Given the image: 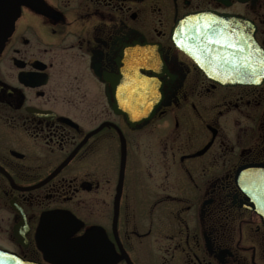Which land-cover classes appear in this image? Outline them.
I'll return each instance as SVG.
<instances>
[{"label":"flooded vegetation","instance_id":"obj_1","mask_svg":"<svg viewBox=\"0 0 264 264\" xmlns=\"http://www.w3.org/2000/svg\"><path fill=\"white\" fill-rule=\"evenodd\" d=\"M14 7L0 40V264H95L97 236L107 264H264V189L240 179L264 169V78L214 81L172 38L203 13L238 37L248 27L264 53V0ZM152 106L132 123L118 110ZM57 210L89 239L66 235Z\"/></svg>","mask_w":264,"mask_h":264},{"label":"water","instance_id":"obj_2","mask_svg":"<svg viewBox=\"0 0 264 264\" xmlns=\"http://www.w3.org/2000/svg\"><path fill=\"white\" fill-rule=\"evenodd\" d=\"M33 5L35 0H0V40L1 36L6 34L15 13V4ZM211 16L203 13L189 14L180 19L175 25L172 38L177 46L186 54L195 59L201 68L208 76L221 84H256L264 78V53L258 48L252 38V30L246 27L244 36H235L229 40L227 46L221 44H212L210 47L205 43L208 37L217 38L212 33H206L203 25L207 23ZM220 25L222 29H231L233 33V25ZM227 27V28H226ZM199 33V35H197ZM191 35L192 40L188 37ZM228 33H225L227 36ZM179 37V39H178ZM200 37H204L203 40ZM240 42V50L232 48V44L236 41ZM207 48V51L204 49ZM191 49V51H189ZM248 63L249 67L244 68V64ZM259 81V82H257ZM154 106L143 109L134 108H119L118 110L124 113L131 121L145 120L150 117ZM65 258L64 261H78L77 258L71 256Z\"/></svg>","mask_w":264,"mask_h":264},{"label":"snow or ice","instance_id":"obj_3","mask_svg":"<svg viewBox=\"0 0 264 264\" xmlns=\"http://www.w3.org/2000/svg\"><path fill=\"white\" fill-rule=\"evenodd\" d=\"M222 23V18L212 16L208 19L207 23L203 25V28L206 29L205 35H207V33H212L213 36L217 37L215 39H213L212 37H208V40L205 41L208 47H210L212 44H221L227 46L229 40L234 39L237 35L236 33H232L231 29L220 28V25ZM226 32L228 33L227 36H225ZM197 35H199V33H197ZM188 39L192 40L193 37L189 35ZM200 39L203 40L204 37H200ZM240 47L241 45L238 40L232 44V48L237 51L240 50ZM204 50L207 51V48H205ZM189 51H191V49H189ZM248 67V63H245L244 68L247 69ZM240 179L242 183H246L253 187L264 189V169L247 170L245 173L241 174ZM51 215L59 220L61 229L69 237L77 241H86L89 239L92 230L91 228L84 226L82 221H79L76 218L70 216L68 213L61 212L59 210L54 211ZM81 228H84V231L78 232L77 230ZM93 239L94 243L97 246L98 253V258L95 264H107L106 257L108 253L106 247L102 243L101 238L97 236Z\"/></svg>","mask_w":264,"mask_h":264}]
</instances>
